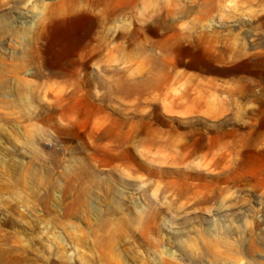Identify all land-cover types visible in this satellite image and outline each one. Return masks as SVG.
I'll return each mask as SVG.
<instances>
[{"label":"rangeland","instance_id":"1","mask_svg":"<svg viewBox=\"0 0 264 264\" xmlns=\"http://www.w3.org/2000/svg\"><path fill=\"white\" fill-rule=\"evenodd\" d=\"M0 264H264V0H0Z\"/></svg>","mask_w":264,"mask_h":264}]
</instances>
